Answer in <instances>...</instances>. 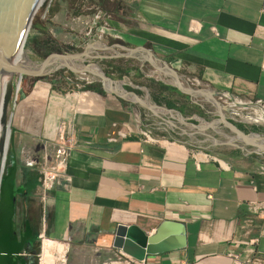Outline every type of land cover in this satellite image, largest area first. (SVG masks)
Here are the masks:
<instances>
[{"label":"crops","instance_id":"obj_1","mask_svg":"<svg viewBox=\"0 0 264 264\" xmlns=\"http://www.w3.org/2000/svg\"><path fill=\"white\" fill-rule=\"evenodd\" d=\"M124 12L112 37L136 56L148 52L213 90L264 101V0H129ZM22 100L15 131L38 140L41 161L62 141L71 146L70 183L54 185L43 202L40 166L22 167V225L13 219L0 233V264H16L13 255L26 261L38 236L65 250L56 264H99L119 253L117 225L151 234L164 219L184 222L186 247L140 264H264L259 158L224 160L180 140L146 141L139 104L99 86L55 91L36 82ZM39 204L41 227L31 209Z\"/></svg>","mask_w":264,"mask_h":264},{"label":"rangeland","instance_id":"obj_2","mask_svg":"<svg viewBox=\"0 0 264 264\" xmlns=\"http://www.w3.org/2000/svg\"><path fill=\"white\" fill-rule=\"evenodd\" d=\"M128 3L129 0H106L104 3L102 0H50L41 25L44 30L39 31L38 46L34 45L30 57L39 63L51 52L73 55L87 50L88 52L91 51L92 47L88 49L89 45L94 46V44L101 43L111 45L117 43L115 42L117 38L112 37V35L115 34L113 24L115 22H124V11ZM52 8L56 10L51 16L50 10ZM111 55V53H102L100 50L95 49L91 55L86 56L84 59H79L83 60V64L87 66V68L103 76L104 72L111 78H109L111 82H103V85L107 89L115 90L120 94L123 93L122 95L124 97L128 95L131 100L139 104L137 106L141 109V121L145 128L142 129V131H150V133H147H149L151 137L169 139V142L184 141L189 144L190 147L194 148L195 151L213 153L215 157L217 156L214 154H219L218 158L220 157L224 160L233 157L247 160L251 159L254 161L253 158L257 157L261 161L260 164L264 166V151H257L250 142L236 141V143H234L235 145L229 143L228 145L225 142L232 134L237 132L249 137L253 135L256 136L257 139L264 141V123L242 122L239 121L238 116H234L236 119L233 118L234 120H230V111L227 108L223 109L225 104H221L217 101L218 98H216V94H209V96H211L210 100H195V96L191 93L184 92L182 91L183 89L179 90L169 82L160 80L155 75H150V70L153 69V66L146 61H142L144 57H141V55L131 57L123 54ZM59 57L63 56L55 55L52 57V60ZM80 64L81 62L75 61L74 64L62 66L59 62H55L52 67H57L56 70L43 77L33 78L30 76H23L18 99L10 122L9 147L0 180V233L2 234L7 233V231L13 227L14 223L16 228L21 229L23 212V198L19 190L23 181L21 170L22 167L26 166L32 167L36 164L40 166V156H42L40 151H38L39 147L37 148V146H39L37 139L29 133L20 135L14 129L17 125L15 119L17 115L20 114L19 109L23 102L22 99L25 97H20L21 92L24 93V95L25 93L29 94L36 82H44L49 85L50 89L54 88L55 91L82 90L83 82L102 87V82L90 79L89 76L85 77L78 73ZM166 65H168V63ZM116 67H118L121 72L116 69ZM170 68L173 69L172 67ZM112 80L115 82H112ZM120 81L124 84L122 85ZM159 85L169 87L170 89L161 90ZM186 85L197 91L204 89L201 87L196 88L197 86L192 84L186 83ZM224 93L228 94L227 92ZM147 96L155 106L157 105V109H163L166 112H168L166 109H176L179 111L182 116L176 118L180 121L175 120L174 117L172 119L170 118L173 120L176 127H169V125L165 123L166 118L167 120L169 118L165 114L159 112L153 113V111L145 106L144 103L148 98ZM233 96L243 102L246 101L245 103H249L246 109L238 110L243 113L244 116L256 117L257 112H255L254 109L258 107L264 109V105L255 103V99L250 95L233 93ZM167 102L172 103L174 107H170ZM217 104H219V106ZM230 104H232V101L228 102L226 107H229L228 105ZM220 106H223L222 110ZM179 108H182V111ZM183 117L186 118L185 122H183ZM195 118H198V120ZM228 122H231V124ZM38 127H40L39 124ZM32 130L35 129L32 128ZM208 137H211L213 142L208 140ZM216 139L217 141H214ZM218 139L221 141H218ZM34 157H36L37 160ZM39 206L40 204L34 207V210L33 207L31 209L33 212L35 211L37 213L38 225L41 227V215H38L39 212L41 213ZM25 239L27 240L28 238L26 237ZM28 240L31 241L32 238ZM17 242L19 243V248L24 246L23 241L20 244L18 239ZM33 247L36 252V255H34V263L40 264L42 248L41 237L38 236L35 238ZM54 255L55 257L57 256L56 254ZM116 260L115 255H106L105 259L100 261L99 264L104 262L106 264H112L111 262ZM62 263L64 264L65 262Z\"/></svg>","mask_w":264,"mask_h":264},{"label":"water","instance_id":"obj_3","mask_svg":"<svg viewBox=\"0 0 264 264\" xmlns=\"http://www.w3.org/2000/svg\"><path fill=\"white\" fill-rule=\"evenodd\" d=\"M49 2L50 0H0V166L23 76L39 78L56 70L57 67H52L55 63L52 57L55 55L85 58L88 53V50L73 55L51 52L39 63L30 57L35 44L29 40L34 35L38 36L40 30L37 29V24L42 25ZM103 74L110 78L104 72ZM102 87L105 91L124 97L115 90L107 89L103 83ZM182 91L191 93L186 89ZM24 96L21 92L20 97ZM112 245L119 252L143 261L147 255L186 247V227L182 221L164 219L149 234L136 224H119L115 229Z\"/></svg>","mask_w":264,"mask_h":264},{"label":"bare ground","instance_id":"obj_4","mask_svg":"<svg viewBox=\"0 0 264 264\" xmlns=\"http://www.w3.org/2000/svg\"><path fill=\"white\" fill-rule=\"evenodd\" d=\"M105 47H106V45L104 43L94 44V46L91 48L92 50L89 51L88 52L89 54L87 53L86 56L91 55V53H93L95 49L100 50L102 53H107L108 52V53H111L112 55L113 54L114 55H117V53L120 54V52L117 51V50H106ZM134 56H136V55H134ZM142 57H144V58H142V61H146V62L150 63L153 66V69L150 70V75H155L160 80L167 81V82H169L172 85H176L177 87H181L183 89L188 90L189 92H191V94L193 96H195L194 97L195 100H202V101L210 100L211 99V96H209V94H212V93L217 94V91L211 89L210 87L204 88L203 90H198L197 91V90L193 89L192 87H189L188 85H186L185 81L180 80L178 78L177 74L174 71L169 70V68L166 65H164L162 63V61H159L155 57H153L151 55H148L146 53L143 54ZM82 58L84 59V57H82ZM52 61L59 62L62 66H67L69 64H74L75 61H79V62H81V64L79 66L80 69H78L79 70L78 73L79 74H82V76H85V77L89 76L90 79H94V80H97V81L102 82V83L103 82L104 83L111 82V80L109 78L101 75L100 73H98V72H96V71H94V70H92L90 68H87V66H85L83 64V60L82 59L74 58L73 56L72 57L71 56H63V57L56 58L55 60H52ZM140 65H141V63H140ZM85 72H87L88 74L85 73ZM126 94H128V93H126ZM126 97L129 98V99H131L128 95H126ZM226 97L233 98L232 104L228 105L229 107H226V106L225 107L222 106V107H223V109L224 108L225 109L227 108L231 112V116L233 118L235 116L234 114H236V115H238L239 121H242V122H249V123H251V122H258V123H262V124L264 123V109L263 108L258 107V108H255L254 109V111L257 112L256 117L244 116L243 113H241V112L238 111V107L244 105L245 103L243 101L235 98L234 96H232L229 93L226 94ZM144 104H145V106L148 109H150L151 111H153V113L154 112H156V113L159 112V113H163L165 115L168 113V112H166L163 109H157V107L149 99V97L145 100V103ZM217 105L219 106V104H217ZM222 107H221V110H222ZM158 110H160V111H158ZM165 123H167L169 126H172L173 125V123L169 119L167 120V118L165 120ZM9 138H10V126H9V130H8V135H7L5 150H4V154H3V158H2V162H1V166H0V178H1V174L3 172L4 165H5V158H6V154H7L8 147H9ZM208 140H210V141L213 142V139L211 137H208ZM198 141H200V140H198ZM214 141H217V139L214 140ZM218 141H221V140L218 139ZM236 141H246V142H250L253 145V147L256 148L257 151H264V141H261V140L257 139L256 136H253L252 135V136L249 137V136H246V135H244V134H242L240 132H237L235 134H232L225 142L227 144L228 143L229 144H234V143H236ZM222 144H224V143H222ZM56 252H57V256L59 255L58 257L60 258V256H62L64 254L65 250L63 248H61L60 246H58L57 243H55V242H53V241H51L49 239H45L42 242V256H41V263L40 264H56L55 263V259H54L55 258V255L54 254H56Z\"/></svg>","mask_w":264,"mask_h":264},{"label":"built area","instance_id":"obj_5","mask_svg":"<svg viewBox=\"0 0 264 264\" xmlns=\"http://www.w3.org/2000/svg\"><path fill=\"white\" fill-rule=\"evenodd\" d=\"M105 45H106V47H105L106 50H117L119 52L124 51L123 53H120V54L130 56V57L136 55L137 52L139 51L137 49L126 47L120 43H115V44H111V45L105 44ZM91 47H93V46L89 45V49ZM141 51H143V50H141ZM145 53L148 54V52H145ZM120 54L117 53V55H120ZM162 63L164 65L167 64V62L164 60L162 61ZM173 71L177 74V76L180 80L185 81V83H187V84L195 85V86H197L196 88H198V87L208 88L209 87L205 81H203L202 79H200L198 77H195V76L184 77L178 71H176V70H173ZM191 77H194V78H191ZM224 92H227L233 96V93L228 92V91H217L216 98H218L217 101H219L221 104H225V106H227L226 104L230 101H233V98L226 97V94ZM226 98H228V99H226ZM253 98L255 99V103L264 105L263 100L256 98V97H253ZM17 99H18V97H17ZM247 105H249V103H245L244 105L239 106L238 110L239 109L240 110L246 109ZM166 110L169 113V114H166V116L169 117L168 119L173 123L172 126L176 127L175 123L171 119L174 117L175 120L180 121L176 117L182 116V115L176 109H166ZM229 113L231 114V112H229ZM235 116H238V115H235ZM229 119L234 120L235 118L233 119V117L230 115ZM185 121H186V118H184L183 122H185ZM169 127H171V126H169ZM147 132L150 133V131H145V132L141 131V134L145 137L144 140H146V141L147 140L158 141V138L151 137V135ZM70 149H71V146H69L66 142L62 141L55 148V152L53 153V155H51L49 153L43 154L42 161L40 164V169H39V174L41 175V178H40V184H39V188H38V192H39V196H40L41 201L44 202L46 200L48 191L57 183L63 184V186L65 188L69 187L70 178L65 173L64 167H65V161H66V158L69 154ZM257 205L259 207H261L262 203H258ZM229 255L233 256V258L235 259V262H236L237 256L232 254V253H229ZM115 257L117 260L114 262H111L112 264H140L141 263V261H138V260H136V259H134V258H132L126 254H123L121 252L115 254ZM102 264H106V263L104 262Z\"/></svg>","mask_w":264,"mask_h":264},{"label":"trees","instance_id":"obj_6","mask_svg":"<svg viewBox=\"0 0 264 264\" xmlns=\"http://www.w3.org/2000/svg\"><path fill=\"white\" fill-rule=\"evenodd\" d=\"M64 1H66V0H64ZM106 0H102V2L104 3ZM104 7V6H103ZM55 10L56 9H54V8H52L51 10H50V15L52 16L53 14H54V12H55ZM76 13H78V12H76ZM37 29L38 30H40V31H42V30H44L43 28H42V26L40 25V24H37ZM30 41V43H33V44H35V45H37L38 46V36L37 35H34V36H32L31 37V39L29 40ZM116 69H118L120 72H121V70L118 68V67H116ZM97 86H99V85H93V84H88V83H84L83 82V87L84 88H96L97 89ZM100 87V86H99ZM159 87H160V89L162 90V89H164V90H166V89H170L169 87H166V86H163V85H159ZM100 89V88H99ZM100 91H102V89H100ZM168 103V105L170 106V107H174L173 106V104L172 103H170V102H167ZM180 109V108H179ZM181 111H182V108L180 109ZM33 187V186H32ZM32 187H30V189H29V192L30 191H32ZM35 241V239H33V242ZM20 259H22L21 257H19V256H16L15 257V255H13V257H12V260L14 261V263H16V264H28V262H27V260L26 261H23V262H20ZM32 264H35L34 262L32 263Z\"/></svg>","mask_w":264,"mask_h":264},{"label":"flooded vegetation","instance_id":"obj_7","mask_svg":"<svg viewBox=\"0 0 264 264\" xmlns=\"http://www.w3.org/2000/svg\"><path fill=\"white\" fill-rule=\"evenodd\" d=\"M34 255H36V252L34 250V247L31 246L29 251L26 254H24L25 258H27L28 264H32L34 262V260H35Z\"/></svg>","mask_w":264,"mask_h":264}]
</instances>
